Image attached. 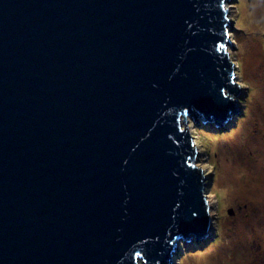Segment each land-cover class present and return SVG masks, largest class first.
<instances>
[{
    "label": "water",
    "instance_id": "water-1",
    "mask_svg": "<svg viewBox=\"0 0 264 264\" xmlns=\"http://www.w3.org/2000/svg\"><path fill=\"white\" fill-rule=\"evenodd\" d=\"M234 1L0 0V264L201 243L191 126L221 134L237 109Z\"/></svg>",
    "mask_w": 264,
    "mask_h": 264
},
{
    "label": "rangeland",
    "instance_id": "rangeland-1",
    "mask_svg": "<svg viewBox=\"0 0 264 264\" xmlns=\"http://www.w3.org/2000/svg\"><path fill=\"white\" fill-rule=\"evenodd\" d=\"M232 16L237 109L221 134L200 117L191 126L212 202L208 230L201 243L174 250L169 264H264V0H236Z\"/></svg>",
    "mask_w": 264,
    "mask_h": 264
},
{
    "label": "bare ground",
    "instance_id": "bare-ground-1",
    "mask_svg": "<svg viewBox=\"0 0 264 264\" xmlns=\"http://www.w3.org/2000/svg\"><path fill=\"white\" fill-rule=\"evenodd\" d=\"M207 201L209 202L208 206L211 205V203H212L211 200H207ZM215 236H216V235H215ZM172 261H173V260H172Z\"/></svg>",
    "mask_w": 264,
    "mask_h": 264
}]
</instances>
